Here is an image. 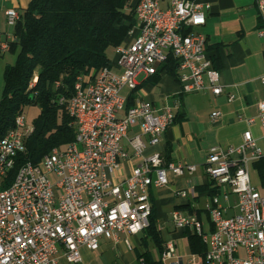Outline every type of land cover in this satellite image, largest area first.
<instances>
[{"label": "built area", "instance_id": "1", "mask_svg": "<svg viewBox=\"0 0 264 264\" xmlns=\"http://www.w3.org/2000/svg\"><path fill=\"white\" fill-rule=\"evenodd\" d=\"M210 8L197 0H137L138 33L116 48L112 67L82 77L75 86L72 98L83 117L76 141L55 148L38 165H21L17 185L2 189L35 132L25 113L17 116L14 128L0 140V264H60L61 254L69 263L80 264L82 250H99L102 239L117 242L122 234L144 233L151 225V190L169 185L171 176L197 172L196 165L167 161L160 152L146 154L161 143L176 114L144 101L128 108L123 90L135 91L140 74L155 75L172 55L178 60L177 79L184 94H223L206 35L198 30L206 25ZM259 8L264 14V0H259ZM5 14L13 27L22 18L18 9ZM259 36L264 40V25ZM15 40L14 34H7L0 52H9ZM261 81L264 84V76ZM258 109L264 139V101ZM221 115L215 111L212 119ZM134 126L140 132L129 140V153L122 141ZM130 160L135 161L132 173L121 181L120 172ZM261 160L264 150L251 131L244 133L240 145L209 150L207 176L217 187L229 189L224 200L213 195L206 204L213 229L206 231L197 214L173 215L178 230L191 229L202 238L206 255H180L169 241L163 264H264V194L250 170ZM230 195L237 199V212L231 215ZM126 245L134 249L129 240Z\"/></svg>", "mask_w": 264, "mask_h": 264}, {"label": "crops", "instance_id": "2", "mask_svg": "<svg viewBox=\"0 0 264 264\" xmlns=\"http://www.w3.org/2000/svg\"><path fill=\"white\" fill-rule=\"evenodd\" d=\"M30 1L0 0V42L5 41L6 35L10 34L5 29L10 26L5 12L10 9L23 11L29 6ZM197 1L211 5L207 12L206 25L198 30L206 35L207 49L213 55L221 74L223 94L220 96H214L210 92L184 94L179 80L166 72L161 73L157 79L142 73L138 76L142 78L140 80L137 78V88L134 92L128 88L123 90V95L128 97L130 105L144 101L162 109L170 108L176 114V122L166 131L161 143L156 147H149L146 154L160 152L167 161L198 167L194 174L171 176L169 185L151 190L158 230L161 233L167 230L176 237L174 242L185 240L188 242L182 231L175 227L173 215L176 211L197 214L206 231L213 229L210 215L206 211V204L211 197L206 188L212 184L204 170L209 150L215 146L240 145L247 131L253 133L264 150L263 130L258 120V104L264 101V84L261 81L264 76V40L259 36V29L264 25V14L259 8V0ZM137 33L138 24L134 35ZM131 41L132 38L125 43ZM7 53L0 52V59ZM132 95L134 98H131ZM230 95H234L235 100L230 101ZM215 111L222 113L217 120L212 119ZM251 119H254V123L249 122ZM139 132L138 126L131 127L127 139L122 141V145L129 153L132 152L129 140ZM134 165V160L124 164L119 175L121 181L131 175ZM253 167L256 169L255 165ZM217 189L219 191L217 195H221V199L224 200L223 194L229 189L227 187ZM184 191L187 192L186 197L182 196ZM203 200L205 204L201 207L200 202ZM230 204L231 215L237 212V199L232 201L231 195ZM188 207L193 212H189ZM145 236L144 232L136 236L122 234L117 242L102 239L99 250H82L83 260L80 264H88L110 252H114L115 258L122 264H130L128 255L134 252L138 259V255L144 252ZM126 240L132 243L133 250L127 247ZM187 246H182L180 255L191 254L184 250ZM59 259L60 264H71L62 254Z\"/></svg>", "mask_w": 264, "mask_h": 264}, {"label": "trees", "instance_id": "3", "mask_svg": "<svg viewBox=\"0 0 264 264\" xmlns=\"http://www.w3.org/2000/svg\"><path fill=\"white\" fill-rule=\"evenodd\" d=\"M136 4L137 0H31L26 9L20 10L22 18L14 27L16 40L11 45L12 52L18 49L17 59L4 72L0 140L14 128L17 116L26 108L39 106L40 113L32 121L35 132L26 143L27 152L19 155L2 189L14 181L21 165H38L55 148L64 149L76 141L77 125L67 108L75 86L80 78L96 76L112 67L109 50L131 38L130 32L137 25ZM207 52L218 70L213 55L208 49ZM178 66V60L171 55L152 77L157 79L166 72L177 78ZM61 99L65 102L61 103ZM255 167L264 186V160ZM217 188L212 182L206 189L213 196L218 194ZM181 231L188 239L190 253L205 256L207 246L202 238L191 229ZM145 234V250L138 259L141 264H163L167 242L158 230L154 204L151 225ZM149 240L158 247L159 258L149 250Z\"/></svg>", "mask_w": 264, "mask_h": 264}, {"label": "rangeland", "instance_id": "4", "mask_svg": "<svg viewBox=\"0 0 264 264\" xmlns=\"http://www.w3.org/2000/svg\"><path fill=\"white\" fill-rule=\"evenodd\" d=\"M7 31L10 32V34L13 33L14 28L10 27L9 28H5ZM135 28L132 30V32H134ZM135 35H131L130 37L133 38ZM129 41V40H128ZM109 57L113 62L116 61L117 58V54H116V49H110L109 50ZM18 55V49L14 52L9 51L7 53V55L5 57H3L2 59H0V101L2 99L3 96V91H4V87H5V78H4V70L6 65L10 64H14L16 61ZM142 78L139 77L138 80H140ZM40 113V107L39 106H30L28 108H26L25 111V115L27 117V119L32 122ZM251 177H252V181L254 183L255 186H257V188L259 189V191L264 194V186L262 184L261 178L258 174V172L256 171V169L252 166L251 167ZM231 200L235 201L236 200V196L231 195ZM205 204V200L200 202V206L203 207ZM163 239L165 240V242H169V241H173L175 240L176 237L172 236V234H170L167 230H164L162 233ZM175 244L177 245V251L178 253L182 252V246L188 245L187 240H185L184 242H177L175 241ZM148 248L151 251L152 255L155 258H159V250L158 247L154 244V242L150 241L148 242ZM187 250V253H190V250H188V246L184 248V250ZM185 250V251H186ZM185 251H183L185 253ZM116 255L114 252H110L106 255H104L103 257L99 258V259H93L92 261H90L88 264H122V262L115 258ZM129 258V262L130 264H141V262L137 259L136 254L134 252H132L130 255H128Z\"/></svg>", "mask_w": 264, "mask_h": 264}, {"label": "bare ground", "instance_id": "5", "mask_svg": "<svg viewBox=\"0 0 264 264\" xmlns=\"http://www.w3.org/2000/svg\"><path fill=\"white\" fill-rule=\"evenodd\" d=\"M80 80H81V78H80ZM67 108H68V112L71 115V117L74 118L75 123L77 125V128H82V125H83V117H80V114H78L76 112V107H75L74 99L73 98L68 102V107ZM47 156H49V155H47ZM9 176H8L7 182L10 180L9 179ZM17 183H18V174L16 175L14 181H12V183H10V186H16Z\"/></svg>", "mask_w": 264, "mask_h": 264}]
</instances>
